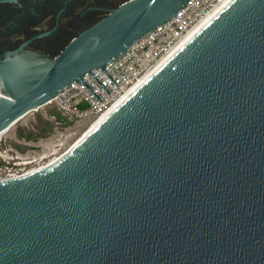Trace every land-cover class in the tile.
<instances>
[{
  "label": "water",
  "instance_id": "1",
  "mask_svg": "<svg viewBox=\"0 0 264 264\" xmlns=\"http://www.w3.org/2000/svg\"><path fill=\"white\" fill-rule=\"evenodd\" d=\"M188 2L130 0L85 28L90 8L74 41L56 18L2 55L0 134L75 81L102 102L83 77L110 94L93 71L119 87L107 65ZM0 264H264V0H226L58 160L0 170Z\"/></svg>",
  "mask_w": 264,
  "mask_h": 264
},
{
  "label": "built area",
  "instance_id": "2",
  "mask_svg": "<svg viewBox=\"0 0 264 264\" xmlns=\"http://www.w3.org/2000/svg\"><path fill=\"white\" fill-rule=\"evenodd\" d=\"M225 1L189 0L182 11L172 20L144 36L131 46L126 54L109 63L106 70L119 87L103 70L93 71V74L108 89L110 94L91 74H86L83 80L100 97L102 102L80 81H75L60 90L55 99L32 111L39 112L43 110L44 119L55 125L57 134L42 139L37 144L27 143L26 145L30 148L24 156H0L7 164L6 168L2 170L30 168L39 161L46 159L48 157L47 153L57 146L55 142L63 137L61 130L68 131L73 126H84L98 120L125 96L136 83L150 74L181 44L192 30L197 28ZM84 104H87L88 107L83 108ZM40 150L42 154H40ZM55 154L56 151L52 153V155Z\"/></svg>",
  "mask_w": 264,
  "mask_h": 264
},
{
  "label": "flooded vegetation",
  "instance_id": "3",
  "mask_svg": "<svg viewBox=\"0 0 264 264\" xmlns=\"http://www.w3.org/2000/svg\"><path fill=\"white\" fill-rule=\"evenodd\" d=\"M128 1L130 0H36L33 4L32 0H29L18 8L1 9L0 58L7 52L19 50L32 38L52 29L56 24V18L58 23L52 32L53 39L74 41L83 33L81 27L69 28L65 24L72 22L84 11L95 7L100 10H91L79 18L83 27H92L98 16L111 13L106 10H117ZM62 11L64 12L61 13Z\"/></svg>",
  "mask_w": 264,
  "mask_h": 264
},
{
  "label": "rangeland",
  "instance_id": "4",
  "mask_svg": "<svg viewBox=\"0 0 264 264\" xmlns=\"http://www.w3.org/2000/svg\"><path fill=\"white\" fill-rule=\"evenodd\" d=\"M43 113V110L28 113L26 117L16 123L0 141V156H24L30 148L26 145L27 143L37 144L40 140L51 137L55 133L57 134L55 125L44 119ZM91 124L92 122L84 126H73L68 131L61 130L63 137L55 142L57 146L47 153L48 157L46 159L39 161V163L34 164L30 168L45 165L62 153L67 152L84 135ZM30 134H32L33 139H28ZM55 151L56 154L52 155ZM39 152L42 154L41 150ZM6 166L4 159L0 158V170L5 169Z\"/></svg>",
  "mask_w": 264,
  "mask_h": 264
},
{
  "label": "bare ground",
  "instance_id": "5",
  "mask_svg": "<svg viewBox=\"0 0 264 264\" xmlns=\"http://www.w3.org/2000/svg\"><path fill=\"white\" fill-rule=\"evenodd\" d=\"M213 13H214V12H213ZM213 13H212V14H213ZM212 14H211V15H212ZM211 15H210V16H211ZM210 16H209V17H210ZM205 20H206V19H205ZM205 20H204V21H205ZM204 21H203V22H204ZM203 22H202V23H203ZM202 23H201V24H202ZM201 24H200V25H201ZM200 25H199V26H200ZM199 26H198V27H199ZM198 27H197V28H198ZM197 28H195L194 30H192V31L188 34V36H189L190 34H192ZM188 36H187V37H188ZM187 37H186V38H187ZM186 38H185V39H186ZM185 39H184V40H185ZM184 40H183V41H184ZM183 41H182V42H183ZM182 42H181V43H182ZM148 75H149V74H148ZM148 75H146V76L143 77L138 83H136V84L130 89V91H129L125 96H123V97H122V98H121V99H120V100H119V101H118V102H117V103H116V104H115V105H114V106H113V107H112L107 113H105L103 116H101L98 120H95V121L90 125L89 129L84 133V135H83L82 137H80V138L76 141V143H75V144H74L69 150H72L75 146H77V144H79L80 142H82L84 138H86L87 136H89V134H91V133H92V132H93V131H94V130H95V129H96V128H97V127L103 122V121H105V120L109 117V115L114 111V109H115V108H116V107H117V106H118V105H119V104H120V103H121V102H122V101H123V100H124V99H125V98H126V97H127V96H128V95H129V94H130V93H131V92H132V91H133V90H134V89H135V88H136V87H137V86H138V85H139V84H140V83H141V82L147 77V76H148ZM23 118H24V117H23ZM23 118H22V119H23ZM22 119H20V120H22ZM20 120H19V121H20ZM19 121H18V122H19ZM18 122H16V123H18ZM16 123H15L14 125H16ZM14 125H12L8 130H6V131H4L3 133L0 134V141L2 140L3 136H4L5 134H7V133L12 129V127H13ZM69 150H68V151H69ZM65 153H66V152H65ZM65 153H64V154H65ZM64 154L62 153L60 156H58V157L54 158L53 160H51V162H54V161L58 160V159H59L60 157H62ZM51 162H49V163H51Z\"/></svg>",
  "mask_w": 264,
  "mask_h": 264
},
{
  "label": "trees",
  "instance_id": "6",
  "mask_svg": "<svg viewBox=\"0 0 264 264\" xmlns=\"http://www.w3.org/2000/svg\"><path fill=\"white\" fill-rule=\"evenodd\" d=\"M28 139H33L32 134L28 135Z\"/></svg>",
  "mask_w": 264,
  "mask_h": 264
}]
</instances>
